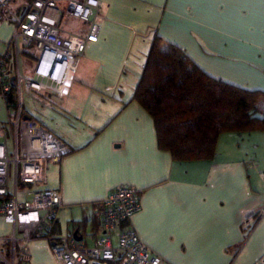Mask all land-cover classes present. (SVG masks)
<instances>
[{
	"label": "crops",
	"instance_id": "0c3cea01",
	"mask_svg": "<svg viewBox=\"0 0 264 264\" xmlns=\"http://www.w3.org/2000/svg\"><path fill=\"white\" fill-rule=\"evenodd\" d=\"M100 1L99 36L80 58L69 94L55 101L26 93L56 111L49 123L36 107L24 108L27 115L71 149L45 166L44 187L58 189L63 202L50 235L92 246L105 232L101 201L128 184L140 191L141 208L124 226L167 264H264V131L223 133L214 158L179 161L159 148L152 117L132 100L155 32L209 75L264 92V0ZM69 18L76 21L61 35L87 33V23ZM10 32L1 26L4 49ZM29 60L23 55L25 68ZM2 127L12 148L11 126ZM11 231L0 217V237ZM24 250L33 264H63L44 236Z\"/></svg>",
	"mask_w": 264,
	"mask_h": 264
},
{
	"label": "built area",
	"instance_id": "2783aa9c",
	"mask_svg": "<svg viewBox=\"0 0 264 264\" xmlns=\"http://www.w3.org/2000/svg\"><path fill=\"white\" fill-rule=\"evenodd\" d=\"M12 1L0 0V28L11 27L6 48L0 52V95L8 110L13 109L7 121L12 148L8 132L0 128V217L12 226L10 235L0 237V264H33L24 246L42 236L51 241L54 257L63 264H167L131 225L124 226L141 208L140 191L128 184L115 186L101 201L105 232L92 246L71 244L68 237L56 241L50 235L63 202L58 189L44 187L45 166L47 161H60L71 149L40 122L25 117L23 95L50 93L58 101L69 94L80 58L98 39L96 16L102 3L28 0L14 10ZM64 16L87 23V33L61 35ZM25 51L34 55L32 71H24L20 61Z\"/></svg>",
	"mask_w": 264,
	"mask_h": 264
},
{
	"label": "trees",
	"instance_id": "16d2710c",
	"mask_svg": "<svg viewBox=\"0 0 264 264\" xmlns=\"http://www.w3.org/2000/svg\"><path fill=\"white\" fill-rule=\"evenodd\" d=\"M23 55L34 59L28 51ZM262 99L261 90L209 75L182 48L156 32L132 96L152 117L159 148L179 161L214 158L223 133L264 131Z\"/></svg>",
	"mask_w": 264,
	"mask_h": 264
},
{
	"label": "rangeland",
	"instance_id": "374dc122",
	"mask_svg": "<svg viewBox=\"0 0 264 264\" xmlns=\"http://www.w3.org/2000/svg\"><path fill=\"white\" fill-rule=\"evenodd\" d=\"M23 1H25V0H13L11 3V7L14 10H17L18 6H20V4ZM73 21H76V20L69 18V17L67 18L66 16H64V18L62 19V22L60 24V28L61 29L72 28L73 27ZM3 50H4V46L0 44V51L2 52ZM20 61L22 63L23 68L25 69L24 71H32V69L35 65L33 59L29 60V67H26V68H25V65L23 63V57H21ZM32 93H34V92H32ZM35 103L36 102L31 99V95L29 96L28 94L24 93V95H23L24 108L30 109V110H33L34 107L38 108L39 111H42L43 113H45V116L42 117V116H40V114H35V115L36 116L38 115L40 117V119L42 117V119L45 123H47L46 122L47 120H48V123L51 122V121H49L50 120L49 118L55 117L53 115L56 114V111L53 110L51 113V109H49V107H41L40 105L37 106ZM54 108H58V107L54 106ZM0 109H1V111H0V125H1L3 122H7L9 120L10 111L13 113V109L8 110V108L6 107V104H5V100L3 99V97L1 95H0Z\"/></svg>",
	"mask_w": 264,
	"mask_h": 264
},
{
	"label": "water",
	"instance_id": "95a60500",
	"mask_svg": "<svg viewBox=\"0 0 264 264\" xmlns=\"http://www.w3.org/2000/svg\"><path fill=\"white\" fill-rule=\"evenodd\" d=\"M26 118L29 117L28 115L25 116Z\"/></svg>",
	"mask_w": 264,
	"mask_h": 264
},
{
	"label": "bare ground",
	"instance_id": "6f19581e",
	"mask_svg": "<svg viewBox=\"0 0 264 264\" xmlns=\"http://www.w3.org/2000/svg\"><path fill=\"white\" fill-rule=\"evenodd\" d=\"M68 146V145H67Z\"/></svg>",
	"mask_w": 264,
	"mask_h": 264
}]
</instances>
